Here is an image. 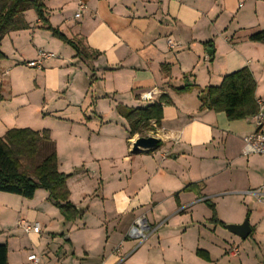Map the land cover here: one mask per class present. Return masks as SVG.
<instances>
[{
	"label": "crops",
	"instance_id": "1",
	"mask_svg": "<svg viewBox=\"0 0 264 264\" xmlns=\"http://www.w3.org/2000/svg\"><path fill=\"white\" fill-rule=\"evenodd\" d=\"M43 1L53 27L99 55L77 57L28 9V26L0 47V136L23 128L20 109L31 108L42 125L26 127L50 130L80 214L66 220L44 188L33 198L0 191L8 264H32L31 253L45 264H264V201L245 193L264 185V156L243 153L255 117L200 109L205 88L244 67L264 106V43L250 40L264 30V0H84L79 18L80 0ZM41 51L53 55L28 65ZM162 95L171 103L161 125L144 132L160 143L134 151L141 134L130 135L120 107ZM140 215L159 227L137 247L129 231ZM246 218V239L227 230Z\"/></svg>",
	"mask_w": 264,
	"mask_h": 264
},
{
	"label": "trees",
	"instance_id": "2",
	"mask_svg": "<svg viewBox=\"0 0 264 264\" xmlns=\"http://www.w3.org/2000/svg\"><path fill=\"white\" fill-rule=\"evenodd\" d=\"M28 9L36 11L44 28L71 45L77 57L93 60L99 55L98 52H90L82 40L68 38L58 28L53 27L47 18V7L43 0H0V47L7 34L28 26L24 19ZM250 40L264 43V30L252 34ZM6 58L0 49V61ZM189 87L190 85H185L177 90L182 91ZM256 89L257 81L252 71L248 67L241 68L225 75L219 85L205 88L200 95V109L223 111L230 120L255 115L259 109ZM2 100L0 84V102ZM170 103V98L162 95L160 101L146 107H120L121 114L129 124L130 135L133 137L139 133L145 136L144 132L152 129V121H155L157 126L161 125L163 107ZM23 160H29L31 163L36 161L31 171L23 168ZM70 175L59 170L56 144L49 129L11 128L0 137V191L33 198L37 189L44 188L66 220L73 221L79 216L80 210L70 199L71 192L67 185ZM186 188L189 189L190 186ZM212 208L211 221L222 223L217 217L214 205ZM198 253L204 252L199 250ZM0 264H8L6 244H0Z\"/></svg>",
	"mask_w": 264,
	"mask_h": 264
},
{
	"label": "built area",
	"instance_id": "3",
	"mask_svg": "<svg viewBox=\"0 0 264 264\" xmlns=\"http://www.w3.org/2000/svg\"><path fill=\"white\" fill-rule=\"evenodd\" d=\"M85 9V2L84 0L79 1V8L78 11L75 14L76 18H79L82 16V13ZM170 45L173 46V43L170 42ZM50 52L41 51L40 56L36 60H31L28 62V65L30 66H39L42 63V60L45 58H48L52 56ZM144 97H151L152 92H146L143 94ZM255 117V129L254 131L247 135L244 138V154L250 155V154H258L264 156V106L261 102H259V109L258 112L254 115ZM246 194L253 195L259 200L264 201V185L255 188L250 189L245 192ZM159 226H153L148 221L147 217L145 215L138 216L133 225L130 228L129 235L130 237L136 239L138 241L137 247L140 246L142 243H144L150 236L153 234ZM27 231L32 230L33 232H39L40 231V225L39 223L34 224L33 226H27ZM230 252L234 255L239 254V247L237 245L231 247ZM29 261L32 262V264H45L42 262L41 258L35 254L31 253L28 255Z\"/></svg>",
	"mask_w": 264,
	"mask_h": 264
},
{
	"label": "water",
	"instance_id": "4",
	"mask_svg": "<svg viewBox=\"0 0 264 264\" xmlns=\"http://www.w3.org/2000/svg\"><path fill=\"white\" fill-rule=\"evenodd\" d=\"M159 144V138L153 135L139 136L133 144V150L139 151L141 148H154ZM227 230L246 239L251 233L249 218H246L241 224H226Z\"/></svg>",
	"mask_w": 264,
	"mask_h": 264
},
{
	"label": "rangeland",
	"instance_id": "5",
	"mask_svg": "<svg viewBox=\"0 0 264 264\" xmlns=\"http://www.w3.org/2000/svg\"><path fill=\"white\" fill-rule=\"evenodd\" d=\"M6 79H7V81H9L8 79H9V76H7L6 77ZM6 84H7V82H6ZM7 86H9L8 84L6 85V87ZM8 89V88H7ZM32 110H31V108H28V107H22L21 109H20V117L18 118V122L20 123L19 125H23L24 127H26V126H28V125H30V126H32V127H34V128H36V127H39V126H41L42 124H41V122H38L31 114H30V112H31ZM26 112H28L29 114H28V116L29 117H31V119H27L26 118ZM23 126H20V127H23ZM4 135V134H3ZM0 137H2V136H0ZM55 141V140H54ZM23 162V168H27V170H29V171H31L32 169V167H33V165H34V163L36 162V161H34V162H30L29 160H23L22 161ZM244 241V240H243Z\"/></svg>",
	"mask_w": 264,
	"mask_h": 264
}]
</instances>
